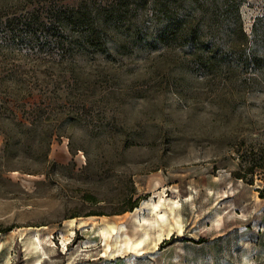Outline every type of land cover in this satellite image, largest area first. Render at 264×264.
<instances>
[{
  "label": "rangeland",
  "instance_id": "374dc122",
  "mask_svg": "<svg viewBox=\"0 0 264 264\" xmlns=\"http://www.w3.org/2000/svg\"><path fill=\"white\" fill-rule=\"evenodd\" d=\"M121 1L0 0V264H264V74L194 63L242 62L264 0L171 6L197 39L169 45ZM80 4L122 14L98 46L48 20ZM151 197L182 228L126 249Z\"/></svg>",
  "mask_w": 264,
  "mask_h": 264
},
{
  "label": "trees",
  "instance_id": "16d2710c",
  "mask_svg": "<svg viewBox=\"0 0 264 264\" xmlns=\"http://www.w3.org/2000/svg\"><path fill=\"white\" fill-rule=\"evenodd\" d=\"M135 7H146L149 0H133ZM159 3V10L167 16L168 20L164 24V27L157 34L158 40L169 45L171 43H187L189 41H196V30L192 29V25L187 28L183 27V24L177 20V16H169L168 12L171 10V6L177 10L178 5H183L185 0H154ZM198 1V0H193ZM227 5H233L238 8L239 1L233 3V0H221ZM129 0H122L120 6H128ZM130 9H126L128 11ZM121 11V10H120ZM178 12V11H176ZM174 15V13H173ZM49 21L55 22L56 28L61 31L63 28H70L75 30L82 37V43L98 46L103 38L104 26L110 20L118 22L122 20L121 12L116 10L106 9L101 6L93 12L89 5L80 4L77 7H68L57 10L53 15V19L48 18ZM52 21V22H53ZM51 22V23H52ZM46 24L45 21L42 22ZM259 24V26H258ZM241 35L243 36V42L239 44L235 50L236 57L242 60V62H194L196 67L202 71H209L212 69H218V67L226 66L234 72L250 73V74H264V47L259 48L258 40L264 45V17L256 19L252 26V35L250 39L242 31L240 26ZM196 38V39H195ZM248 39V41H247ZM250 42V43H249ZM237 59V58H235ZM49 143V142H48ZM47 143V144H48ZM47 156V151L44 153V157ZM250 178H246L245 174L241 172H233V175L237 178H241L247 183H252V176L255 172V166L250 168ZM132 207V206H131Z\"/></svg>",
  "mask_w": 264,
  "mask_h": 264
},
{
  "label": "bare ground",
  "instance_id": "6f19581e",
  "mask_svg": "<svg viewBox=\"0 0 264 264\" xmlns=\"http://www.w3.org/2000/svg\"><path fill=\"white\" fill-rule=\"evenodd\" d=\"M177 205L178 203L176 202H169L168 205H166L164 199H160L156 202L153 197L149 198V200H143L141 205L136 207V210L137 208L143 210L145 208L147 211L146 216H141V223L139 224L141 236L134 242H128L129 240L125 242L126 249L147 248L148 245L155 242L154 237L159 239L163 235H169L173 229L178 231L181 230V221L178 220L175 215V207ZM112 230H115L113 223H108L107 226L101 225L99 228L100 233L103 235L104 233H111ZM24 244L35 252H38L43 246L37 236L29 238ZM38 260L39 258L36 259V261Z\"/></svg>",
  "mask_w": 264,
  "mask_h": 264
}]
</instances>
